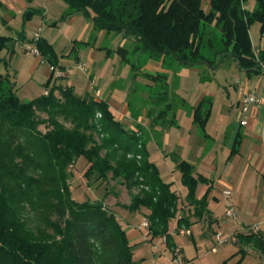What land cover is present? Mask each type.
<instances>
[{
	"label": "trees",
	"instance_id": "1",
	"mask_svg": "<svg viewBox=\"0 0 264 264\" xmlns=\"http://www.w3.org/2000/svg\"><path fill=\"white\" fill-rule=\"evenodd\" d=\"M62 1L67 7L64 18L81 15L95 31L129 39L133 51L162 65L211 69L218 57L220 63L234 60L249 76L264 70V0ZM32 13H25L23 21ZM255 23L263 39L257 56L249 36ZM206 25L220 34L212 60L202 53L204 47L214 48L213 40L204 37ZM10 42L11 37L0 35L4 67L1 54ZM36 47L50 66L58 67L45 39L40 38ZM116 52L129 63L125 48ZM12 55L13 51L7 58ZM136 68L131 64L134 76ZM141 75L155 86L153 102L167 100L166 73ZM51 77L44 84L47 95L21 101L10 75H0V264H144L135 260V244L129 242L116 213L104 207V198L78 202L72 197L69 170L79 161L87 165L85 179L93 176L107 182L110 175L128 191L138 189L129 204L118 206L141 213L149 222L148 232L164 236L172 252L169 223L174 222L177 231L188 230L193 225L190 218L199 221L209 214L206 196L196 199L197 186L207 185V179L194 176L188 162L176 163L186 203L192 208L191 214L178 217L179 196L148 160L140 133L123 128L104 101L81 98L68 86L50 87ZM167 102L165 111L170 108ZM201 109L200 105L194 109L193 122L203 130L210 108ZM236 238V243L256 242L264 250L253 235Z\"/></svg>",
	"mask_w": 264,
	"mask_h": 264
},
{
	"label": "crops",
	"instance_id": "2",
	"mask_svg": "<svg viewBox=\"0 0 264 264\" xmlns=\"http://www.w3.org/2000/svg\"><path fill=\"white\" fill-rule=\"evenodd\" d=\"M32 1L11 0L9 4H5L6 6H3L5 10L4 14L0 17L2 27L6 30L11 29V24L17 19V14L22 13L21 29L15 32V35L19 37L21 34L25 38V25L31 24L33 16L40 15L42 20L45 18V13H41L42 11L31 7ZM30 12H33L29 16L30 18L27 21H23L25 13L30 14ZM77 16L81 15H73L68 20L70 21ZM86 21L88 22V29L90 27L95 32L91 23L88 20ZM50 25L55 27L54 24L52 25V22ZM249 36H251L250 30ZM118 37L131 42L129 39H123L121 36ZM40 38L45 39L41 35ZM22 41L20 38L19 43H15V48L17 44H24ZM78 41L79 43L81 42L80 40ZM48 44L51 45L53 50L55 49L51 43L48 42ZM262 46L263 39L259 31L258 43L254 46L252 45L253 51H259ZM15 48L12 49V57L14 56ZM118 48L125 47L118 45ZM78 49L74 56L76 61L81 64L82 61L79 60L78 56L80 50ZM108 51L111 53L114 50L108 49ZM148 60L153 64L160 63L161 68L163 66L159 60L152 58H148ZM115 61L117 66L113 67V73L108 78L104 75L109 73L110 68L105 70L104 63L93 64L92 70L87 72L91 87L84 97H79L104 101L123 128L131 132H139L144 143V149L148 154V160L157 167L160 177L164 182L172 183V189L176 193L178 191L173 185L174 182L168 177L169 175L177 174V183L184 197L183 200L180 194H178V207L182 208L184 205L186 206L185 212L181 214L189 215L191 214L189 209H192L186 203L185 197L187 191L181 185L180 175L175 171L177 162L186 161L192 165L194 176L201 175L207 179V185L199 184L197 186L196 199H200L204 195L206 196L207 209L209 211L206 218L208 219L207 222L211 223V227L212 225H216L221 227L225 233H233L237 229H242L240 227L244 228L253 223H261L264 216V105H252L249 107L244 117L246 120L244 126H241L239 123L238 109L243 93L250 91L254 92L257 96H264V70L260 74H252L250 76L246 74L247 80L244 81V84L240 81L242 86L235 89L234 94H231L225 88L222 89V96L217 107L214 106L215 101L209 96V91L205 92L204 90L203 92L197 89L198 91H193L187 94V96L181 97L180 94L178 96L175 93L176 90L170 87L171 79L167 74V103L170 105V108L165 111L166 105L164 104L157 106L150 104L153 102L152 98H155V94L153 97L151 95L152 91L155 93V86L141 74L133 76L131 69L133 62L130 64L125 63L120 56H117ZM59 65L61 64L59 63ZM202 68L206 67L190 69H197L196 71H199L202 78H206ZM170 69H177L178 72L184 70L181 67L177 68L175 64H172ZM140 71L142 74L148 75L158 73L149 72L144 68L143 71ZM173 71L169 70L170 73ZM210 72L212 73L213 70L210 69ZM122 73L124 74L121 79L119 77ZM100 77L105 78V81H102ZM13 81L16 83L15 74ZM65 86L71 87L75 92L73 86L67 84ZM170 89L172 90L171 94ZM119 93L122 98L117 100V96H119L117 94ZM170 95L173 96L172 100H170L171 102H169ZM199 105L202 107V111L210 108L209 117L203 130L193 122V111ZM151 111H153L152 114ZM160 112L161 114H159ZM163 114L165 119L164 117L160 118ZM150 146L153 147V151L157 150L159 154L157 157L155 154H152L154 152H152V149H149ZM161 160L166 165L161 166L159 162ZM168 160H172V163H169ZM224 190L230 191V199L237 211V218L232 223L223 216L225 199L222 192ZM123 212L126 213L127 211L124 210ZM129 214L135 213L127 212L119 220H127L126 216ZM137 214L142 217V222L145 218L141 213ZM191 219L193 218H190V221ZM141 222H138L137 225ZM137 225L135 229L129 226L123 227L129 242L135 245L141 240V234L139 231H136V229L140 230L137 228ZM198 225L195 222L189 228L190 234L187 236L192 237L199 230L197 229ZM260 230L264 234V224L260 225ZM254 243L249 244V249L253 250L260 257V262H263L264 259L261 258V255L264 253V250L262 251L258 243ZM262 244L264 248V243ZM145 263L151 264L149 262Z\"/></svg>",
	"mask_w": 264,
	"mask_h": 264
},
{
	"label": "rangeland",
	"instance_id": "3",
	"mask_svg": "<svg viewBox=\"0 0 264 264\" xmlns=\"http://www.w3.org/2000/svg\"><path fill=\"white\" fill-rule=\"evenodd\" d=\"M10 2L11 0H0V17L3 16L5 11L3 6ZM32 2L31 7L42 11L41 13H45V18L42 20L40 15H35L32 18L31 24L25 25V38L22 41L24 44H17L16 48L14 46L16 42L19 43L20 39L18 35H15V32L21 29L22 13L17 14V19L12 22L11 29H4L0 21V34H2V36L11 37L12 39V42L7 45L6 50L1 54V57H3L2 59H4L7 64L5 63L6 67L3 66L4 64H0V75L4 76L5 73H9L13 81L15 74V86L17 88L16 96L21 101H30L42 96L45 91L44 84L48 81L50 76L49 63L47 60L42 58L45 62L41 64L39 63L38 57L32 56L25 51V48L31 45L32 37L37 29L40 30V35L55 48L54 50L58 57V62L61 64L59 65L58 63V66L66 69V77L60 80H56L53 76L51 77L50 87L54 85L65 86L67 84L73 86L75 89L74 93L81 97H84L85 93L91 87L87 72L92 70L93 64L104 63L105 70L110 68L109 73L104 75L106 78L113 73V67L117 66L115 58L117 56L119 57V54L116 52L118 45H122L126 48V56L130 59L129 64L133 62L132 64L137 67L135 69L136 76L142 74L140 70L143 71V68L149 72L166 73L171 79L170 87L176 90L175 93H177V95L180 94L181 97H184L193 91H198L197 89L203 92L204 90L205 92L209 91V96L215 101V107L219 106L222 89L225 88L230 91L231 94H234L235 89L241 87L244 81L247 80L246 73L239 70L234 60L230 58L222 63L218 62L220 58H215V63L211 64L213 65L211 68L213 70L212 73L209 67L202 68L206 78H202L199 71H196L197 69L184 68V70L180 72H178L177 69H170L173 63L164 64L161 68L159 65L160 63L153 64L149 61V57L146 54L141 55L133 51L134 43L132 41L122 40L114 34L103 31L93 32L90 27L88 29V22L82 16L72 18L70 21L68 20L69 18H64L67 7L62 0H33ZM51 22L55 27L50 25ZM249 30L251 44L254 46L258 43L259 24H253ZM204 34L205 39L211 38L213 40L214 48L209 49L204 47L202 53L205 56H209L212 60L213 52L219 47L220 34L213 25H206ZM78 40L82 43H79ZM13 48H15V53L9 60L7 57H9V53ZM77 49L80 50L78 54L79 60H81L87 68L86 74L81 73L77 69L80 64L76 61L74 56ZM108 49L114 51L108 53ZM176 67L178 68V66ZM169 70L174 71L170 73ZM123 74L124 73H122L119 78L122 79ZM101 80L105 81V78L102 77ZM236 80H238V82L241 81L242 84H235ZM171 91L170 89V94ZM117 95H119L117 96V100L122 98V96L120 97V93ZM151 95L152 97L154 96L153 91ZM172 97L173 96L170 95L169 102H171L170 100H172ZM166 101L167 100L163 98L160 99L159 102H151L150 104L156 106L165 105ZM163 117L164 114L161 115L160 118L162 119ZM40 129L43 131L44 127L41 126ZM149 149H152V152H154L152 154H155L156 157L159 155L157 150L153 151V147L150 146ZM159 162L161 166L166 165L163 160ZM168 162L172 163V160H168ZM86 169L87 165L82 161L77 162L75 166L70 168L68 183L72 192V197L78 202H83L84 200L95 201L104 198V207L108 211L116 213L118 218L121 219V216L125 215L127 212H123L124 209L118 205L129 204L131 196L136 194L138 189L128 191L125 186L120 183V180H113L110 175L107 182L96 181L93 176L89 179H85L84 173ZM168 178H171V181L174 182L173 185L178 191L177 194H180L184 200L183 192L177 183V174L169 175ZM185 208V205L182 208L178 207L176 215L178 217L183 215L181 213L185 212ZM204 217L199 221L195 218L191 219V221L194 222L193 224H195V222L199 224L197 226L199 230H197L192 237L179 234L176 230L175 223H169L168 235L171 237V241L175 247L181 250L183 257L190 260L193 264H223L225 261L228 264H264V261L260 262V257L257 256L253 250L249 249L250 243L239 244L230 242L219 245L215 235L218 232L225 233V231L216 225H212L211 227V223L207 222V215ZM126 218L127 220L120 221L122 226H129L132 229H135L137 223L142 220V217L137 213L129 214ZM229 222L232 223L233 221L229 220ZM240 228L243 230L246 227ZM136 231H139L141 234V240L134 246L133 250L136 261H142L144 264H146L145 262L151 264H170L172 254L169 248L162 242L164 236H153L146 228L140 230L136 229ZM251 243L255 244L254 242ZM213 249H215V252L212 251ZM263 255L264 253L261 255V258L264 259Z\"/></svg>",
	"mask_w": 264,
	"mask_h": 264
},
{
	"label": "built area",
	"instance_id": "4",
	"mask_svg": "<svg viewBox=\"0 0 264 264\" xmlns=\"http://www.w3.org/2000/svg\"><path fill=\"white\" fill-rule=\"evenodd\" d=\"M40 30L37 29L36 32L34 33L33 37H32V41H31V45L27 46L25 48L26 53L38 57L39 62L42 64L45 61L42 59L37 47H36V42L40 39ZM257 52H255V56H257ZM77 69L83 73L86 74L87 72V68L85 66L84 63H81L78 65ZM66 69H61L60 67H54V66H50L49 65V72L50 74L56 79V80H60L62 78L65 77L66 75ZM240 82H238V80L235 81V84H239ZM48 94V90L45 89L44 91V95ZM252 105H264V96H257L254 92H245L243 93V97L242 100L240 102L239 105V109H238V117H239V123L241 126H244L246 124V120L244 119L245 115L247 114L249 107ZM97 118H100V114L96 115ZM128 157L130 158L131 155H128ZM139 159V157H138ZM223 196H224V213L223 216L226 220H230V221H234L237 218V211L236 208L233 204V202L230 199V191L229 190H224L222 192ZM264 224V216L262 218L261 223H253L250 226L246 227L245 229H237L235 232L230 233V234H225V233H221L218 232L215 235L216 241L219 245L225 244V243H236L237 242V234H248V235H253L257 238H259L263 243H264V234L261 233L260 230V225ZM149 226V222L144 219L140 224L137 225L138 229H144V228H148ZM179 234L181 235H189L190 231L189 229H180L178 231ZM163 244H166V240L165 238L163 239ZM213 252H215V249L212 250ZM172 254V258L170 261V264H193L191 261L186 260L182 254H181V250L178 247H174V249L171 252Z\"/></svg>",
	"mask_w": 264,
	"mask_h": 264
}]
</instances>
